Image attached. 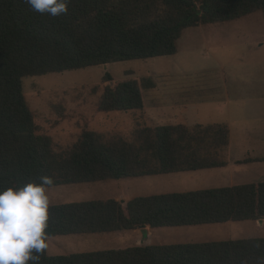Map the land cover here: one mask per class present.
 <instances>
[{
	"label": "trees",
	"instance_id": "16d2710c",
	"mask_svg": "<svg viewBox=\"0 0 264 264\" xmlns=\"http://www.w3.org/2000/svg\"><path fill=\"white\" fill-rule=\"evenodd\" d=\"M256 11L264 14V0H71L68 12L53 18L33 11L26 0H0V190L40 176H51L52 188L225 167L230 130L224 123L138 126L130 138L84 130L72 146L59 149L41 132L23 79L171 56L185 29ZM111 79L107 72L105 82ZM154 87L148 78L107 85L98 109L143 110V91ZM261 219L264 182L51 204L46 232L48 243L55 236ZM40 264H264V238L56 256L46 249Z\"/></svg>",
	"mask_w": 264,
	"mask_h": 264
},
{
	"label": "rangeland",
	"instance_id": "374dc122",
	"mask_svg": "<svg viewBox=\"0 0 264 264\" xmlns=\"http://www.w3.org/2000/svg\"><path fill=\"white\" fill-rule=\"evenodd\" d=\"M107 72L112 77L109 82L104 80ZM144 78L155 81V87L143 91V110L99 111V99L107 85ZM94 87L98 88L96 92ZM23 93L41 132L49 134L59 149L72 146L84 130L130 138L138 126L172 124L173 109L183 110L192 123H224L239 141L247 135L264 136V14L256 11L236 20L187 28L178 40L177 53L171 56L25 77ZM262 144L264 148V137ZM256 154L246 153L244 159ZM252 167L262 169L260 165ZM188 172L191 171L139 177L145 182L139 185L138 194L197 191L222 184L213 177L206 178L205 172L190 179ZM256 175H264V170L250 168L240 172L236 174V182L243 184L244 178ZM133 182L134 178H128L63 185L49 188V195L51 204L109 199L119 194V188L120 193L135 194ZM163 230L164 236L158 237L162 238V244L264 238V224L256 220L164 227ZM118 242L116 239L108 243V235L100 234L55 236L48 240L47 251L56 256L131 246Z\"/></svg>",
	"mask_w": 264,
	"mask_h": 264
},
{
	"label": "clouds",
	"instance_id": "9594fccd",
	"mask_svg": "<svg viewBox=\"0 0 264 264\" xmlns=\"http://www.w3.org/2000/svg\"><path fill=\"white\" fill-rule=\"evenodd\" d=\"M31 9L55 18L68 12L71 0H26ZM51 176L22 187L0 190V264H40L48 248Z\"/></svg>",
	"mask_w": 264,
	"mask_h": 264
},
{
	"label": "crops",
	"instance_id": "0c3cea01",
	"mask_svg": "<svg viewBox=\"0 0 264 264\" xmlns=\"http://www.w3.org/2000/svg\"><path fill=\"white\" fill-rule=\"evenodd\" d=\"M223 106L221 105V108ZM160 108V107H158ZM176 108V104L174 106ZM184 109V108H183ZM172 119H174V123L172 124H186L189 126H193L196 124L200 123H192L190 122L185 115V112L183 110L174 111L173 109V115ZM190 122V123H189ZM169 125V124H165ZM208 125V124H204ZM236 135H232L230 131V139H229V146L227 149V158H228V164L225 167L221 168H213V169H204V170H199V171H191L188 172L189 178L194 179L196 177L195 174L200 173V172H205L207 175H204L206 178L213 177L218 183H222L221 186L218 188L222 187H232V186H237L238 182H236L238 179H236V174H239L240 172H246L251 168V170H258L259 172H262L264 170V160H261L264 157V148L262 144V138L264 136L262 135H247L245 136V140L239 141L238 137H235ZM256 138L257 140H253ZM241 144H251V146L246 147L242 146ZM250 152H256V156H250V159H244L246 153ZM258 159V160H257ZM260 159V160H259ZM254 165H260L262 166V169H258L256 167H252ZM204 173V174H205ZM168 175V174H166ZM264 175H256L253 176L252 178H244V183L239 184V185H244V184H259L260 182H264ZM144 178V177H142ZM142 178H134V189H136L135 194H131L130 192L123 191L120 193V188H119V194H113L114 199H117L119 201H125L127 199H131L133 197H139L141 195L138 194L139 190V185L144 183L145 181L142 180ZM248 179H253L252 182L250 183H245ZM141 180V181H140ZM152 180V179H151ZM109 182V181H108ZM228 183V184H227ZM132 191V190H131ZM133 192V191H132ZM167 194V193H166ZM149 196V195H146ZM110 199V198H109ZM257 222L262 221V224H264V219L261 220H256ZM233 221L225 222V223H231ZM164 227H158V228H152L150 226L144 228V229H134V230H127L122 231V232H116V233H107V234H100L102 236L108 235V243L114 242V240L119 239L118 243L127 242L129 243L128 247H135V246H147V245H153V244H162V238L158 237H163L164 236ZM126 232V233H125ZM125 233V234H124ZM112 234H117V237ZM124 234V235H123ZM113 236V237H110ZM124 247V248H128ZM109 250L112 248H108ZM115 249H121V248H115ZM123 249V248H122Z\"/></svg>",
	"mask_w": 264,
	"mask_h": 264
},
{
	"label": "water",
	"instance_id": "95a60500",
	"mask_svg": "<svg viewBox=\"0 0 264 264\" xmlns=\"http://www.w3.org/2000/svg\"><path fill=\"white\" fill-rule=\"evenodd\" d=\"M108 65L107 64H105V67H107Z\"/></svg>",
	"mask_w": 264,
	"mask_h": 264
}]
</instances>
